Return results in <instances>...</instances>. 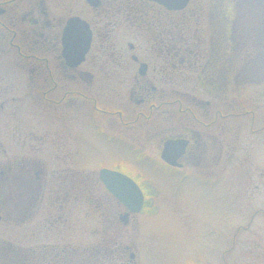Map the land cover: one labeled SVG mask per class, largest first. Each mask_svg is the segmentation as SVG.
Returning <instances> with one entry per match:
<instances>
[{
	"label": "flooded vegetation",
	"instance_id": "flooded-vegetation-1",
	"mask_svg": "<svg viewBox=\"0 0 264 264\" xmlns=\"http://www.w3.org/2000/svg\"><path fill=\"white\" fill-rule=\"evenodd\" d=\"M181 1L0 0V224L13 216L21 226L40 212L47 222L49 201L78 206L96 183L106 194L99 222L110 235L88 252L50 243L49 264H118L111 234L156 206L158 179L175 196L187 186L207 196L222 189L232 119L247 118L264 145L261 107H229L233 85L264 83V0ZM98 142L112 165H86ZM102 168L136 181L139 212L107 188ZM263 177L248 183L257 188ZM128 257L121 263L141 264L138 248Z\"/></svg>",
	"mask_w": 264,
	"mask_h": 264
},
{
	"label": "rangeland",
	"instance_id": "rangeland-1",
	"mask_svg": "<svg viewBox=\"0 0 264 264\" xmlns=\"http://www.w3.org/2000/svg\"><path fill=\"white\" fill-rule=\"evenodd\" d=\"M232 90L231 109L261 107L264 114V83L246 84L240 91L233 85ZM236 122L231 120V130L236 132L231 131L230 135L228 183L210 196L189 186L175 196L168 181H155L160 191L155 196L156 206H147L134 223L119 225L117 233L111 234L118 237V264H122L120 257L128 261V252L134 248L140 250L141 264H264V213H259L249 228L238 230V225H247L259 207L264 208V177L257 188L254 183H248V178L254 176L259 183V173L264 172V145L250 134L247 118L241 126ZM105 147L108 146L98 142L95 148H87L91 157L86 165H112L116 158ZM245 158L250 162L244 164ZM86 171L87 182L93 184L89 180L91 172ZM98 188L96 183L92 190H87L85 203L78 206L76 200H71L62 209L49 201L47 222L40 221L44 219L43 212L30 216V222L21 226L11 216L12 221L0 224V244L25 245L31 253L48 259L50 243L58 248L70 246L93 251L99 237L110 235L112 230L108 224L99 222L104 220V212L98 207V199L106 198V194ZM222 197H225L223 202ZM126 246L130 250H125Z\"/></svg>",
	"mask_w": 264,
	"mask_h": 264
},
{
	"label": "water",
	"instance_id": "water-1",
	"mask_svg": "<svg viewBox=\"0 0 264 264\" xmlns=\"http://www.w3.org/2000/svg\"><path fill=\"white\" fill-rule=\"evenodd\" d=\"M186 2L187 0H182L178 5L184 6ZM100 176L107 188L129 208L130 212H139L141 210L144 202V195L136 181L119 171L108 168H102ZM127 215L128 213L123 215L125 221Z\"/></svg>",
	"mask_w": 264,
	"mask_h": 264
},
{
	"label": "trees",
	"instance_id": "trees-1",
	"mask_svg": "<svg viewBox=\"0 0 264 264\" xmlns=\"http://www.w3.org/2000/svg\"><path fill=\"white\" fill-rule=\"evenodd\" d=\"M0 264H49L47 256L20 251L13 245L0 244Z\"/></svg>",
	"mask_w": 264,
	"mask_h": 264
}]
</instances>
